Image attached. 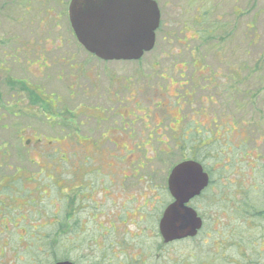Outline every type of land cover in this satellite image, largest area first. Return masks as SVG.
<instances>
[{"label": "flooded vegetation", "instance_id": "obj_1", "mask_svg": "<svg viewBox=\"0 0 264 264\" xmlns=\"http://www.w3.org/2000/svg\"><path fill=\"white\" fill-rule=\"evenodd\" d=\"M151 1L159 13L153 49L136 61H104L78 43L70 21L72 0H0V130H11L17 123H8L10 119L23 115L24 121L29 118L27 122L33 123L15 130L59 129L66 146L71 148L215 146L218 132H227L233 125L234 95L241 91L244 97L247 93L244 71L248 62L205 59L197 54V48L191 49L194 55L190 53L191 59L187 60L162 59L161 52L157 59H143L160 49L164 19L172 20L175 11L181 10L178 0ZM195 13V23L200 26V17L204 19L206 12L197 7ZM184 31L188 33L182 39L184 49L188 47L186 42L202 37L200 32ZM64 35L71 37L77 46L73 47L75 50L66 46L69 38L65 42ZM171 35L166 29L161 37L167 46ZM245 53L248 54V47ZM167 65L170 72L164 70ZM223 65L224 75L220 74ZM155 79L160 81L159 86L153 85ZM58 87L64 89L67 105L63 104ZM220 98L227 99L225 105H219ZM224 106L226 117H221L218 109ZM82 129L87 134H80ZM41 142L42 139L37 140L38 145ZM52 142L59 143L56 139ZM108 158L96 167L101 170L100 177H94L81 160L76 170L73 161H65L70 170L66 174L67 186L59 190L67 214V258L55 257L51 264H189L192 256H182L186 262L172 260L169 248L177 242L191 241L203 231L205 220L199 212L208 204L206 194L216 188L210 172L200 160L201 164L184 160L198 163L207 176V186L186 204L195 211L202 226L193 238L167 243L159 232V223L164 210L173 202L168 190L171 169L165 184L168 202L152 221L150 212L159 196L155 184L146 187L148 192L140 198L125 190L127 181L136 185L146 179L140 173L145 162H140L139 171L134 157L127 161H118L115 156ZM127 163L129 171H121L119 165ZM200 197L202 201L197 202ZM17 199L23 200L16 197L14 202ZM140 199L143 201L139 204ZM150 200L153 202L149 203ZM58 209L56 205L54 215ZM52 220L51 227L58 224L55 218ZM0 227L6 233L10 232L8 227L12 228L7 219H0ZM20 232L23 234L19 237H23L25 232ZM53 232L56 254L58 238L56 230ZM141 238L151 239V245L146 246ZM27 248L25 242L18 246L19 262L26 255L30 258ZM1 252L3 255L4 250Z\"/></svg>", "mask_w": 264, "mask_h": 264}, {"label": "rangeland", "instance_id": "obj_2", "mask_svg": "<svg viewBox=\"0 0 264 264\" xmlns=\"http://www.w3.org/2000/svg\"><path fill=\"white\" fill-rule=\"evenodd\" d=\"M177 2L181 10L175 11L173 18L175 20L164 19L165 27L159 35L160 49L145 55L143 59H157L161 52L162 59L187 60L191 59L190 53L194 55L191 49L197 48V54L203 55L205 59H217L227 63L235 59L248 62V69L244 71L247 93L242 97L240 91L239 95L233 97V126L228 127V134L219 131L217 144L210 148H89L86 146L71 148L66 146V140L61 138L63 135L60 134L59 129L20 132L15 129L33 122H27L29 118L24 121L23 115L17 119L11 118L8 123H17V125L12 126L9 131L0 130V185L8 188L3 189L4 193L15 191L23 200L10 201L9 205L13 211H7L6 200L0 195V219H7L8 224L12 228L15 227V233L20 230L24 218H30L29 211L38 207L39 203L41 204V209L38 210L39 217L42 218L39 222H34L33 226H48L53 222L51 218L46 217L48 215L53 217L50 213H54L57 203H61L58 197L62 192L59 188H66V174L70 171L68 164L65 163L67 160L74 162V170L79 168V160L85 162L86 169H94L91 170L94 177H100L101 170L96 167L100 166L101 161H108V157L115 156L118 161H127L130 157H134L139 163V171L140 164L145 162L140 173L145 175L146 179L136 182V185H131L127 181L125 190L140 198L144 192H148L146 187L155 184L159 196L155 200L157 202L152 200L149 202H153L154 205L149 217V220H152L156 215L158 216V210H162L168 202L165 184L170 168L176 162L194 157L210 172L216 188L206 194L205 199L208 200V204L206 209H201L199 212L205 220L203 231L194 240L171 245L170 257L172 260L177 258L179 262H186L187 260L182 259V256L185 258L192 256L189 264H206V262L213 264L214 261L217 262L214 264H226L225 260L230 258H232L230 264H247L248 259H234L237 257L234 241L247 243L249 240H255L264 229L263 223L252 222L247 214L249 222L247 220L246 223L243 222V217L237 210L240 207L245 208L241 205L248 203L245 201L252 199L253 194L258 191L251 190L254 183L257 185V176L255 170L253 172L252 170L264 162V140H257L259 135H264V0H178ZM197 7H201V10L206 12L204 19L203 16L200 17L202 20L200 26L194 19ZM166 29L172 34L169 46L162 42L161 38L165 35ZM184 29L202 34L201 38L186 42L188 43L186 49L181 47L183 37H188ZM180 31L182 34H179ZM251 36L254 37L252 43L249 42ZM67 38H69L67 47L72 49L77 47L70 36L64 35L65 42L68 41ZM245 47H248L247 55ZM119 67L123 66L117 68ZM164 68L167 72L172 70L170 65ZM161 70L162 68L158 69ZM221 70L220 74H226L225 65ZM153 85L159 86L160 81L155 79ZM258 90H260L259 94ZM58 93L63 98V104L67 105L64 89L58 87ZM226 100L220 98L219 105L220 102L225 105ZM225 109V106L222 110L218 109L221 117H226ZM40 120L44 119L40 118ZM86 132L87 130L82 129L79 133L85 135ZM168 134L169 131L167 136ZM39 139H42L40 145L37 143ZM53 139L59 143L52 142ZM71 156L74 157L73 160L69 159ZM145 158L150 161H145ZM128 165V163L120 164V170L129 171ZM262 183L260 179V184ZM263 197H258L260 198L258 206H262ZM142 201L140 199L138 203ZM42 208L46 211L41 212ZM56 226L54 224L53 228L48 226L40 230L41 234H50L57 229ZM12 228L8 227L10 232L6 233L3 230L5 228L0 227V264H49L50 260L53 261L49 257L32 259L31 255L30 258L26 255L19 262V252L13 248L29 241L31 235L19 237L16 243L11 236ZM22 234L23 232H20L18 236ZM141 241L146 246H150L152 242L151 239L146 238H141ZM254 246L264 251V239L257 238ZM2 250H4L3 255ZM261 251L257 250L255 253L257 256L250 262L251 264H264V253Z\"/></svg>", "mask_w": 264, "mask_h": 264}, {"label": "water", "instance_id": "obj_3", "mask_svg": "<svg viewBox=\"0 0 264 264\" xmlns=\"http://www.w3.org/2000/svg\"><path fill=\"white\" fill-rule=\"evenodd\" d=\"M70 21L88 53L104 61H136L153 49L159 13L151 0H72ZM206 186L207 176L196 162L183 161L171 169L168 190L173 202L159 223L165 242L197 235L202 222L186 204Z\"/></svg>", "mask_w": 264, "mask_h": 264}, {"label": "trees", "instance_id": "obj_4", "mask_svg": "<svg viewBox=\"0 0 264 264\" xmlns=\"http://www.w3.org/2000/svg\"><path fill=\"white\" fill-rule=\"evenodd\" d=\"M253 40H254V37L251 36L250 41L249 40L248 41L250 43H252ZM250 43H249V45H250ZM259 93H260V90H258V94ZM227 130L229 131V128ZM228 131L226 132L227 134H228ZM230 132H232V131H230ZM227 134H226V136H228ZM257 140L258 141L264 140V135H262V136L259 135ZM191 159L194 161H198L201 164V162L197 158H185V159L181 160L180 162H183L184 160H191ZM259 160L257 161V163L259 162ZM180 162H178V163H180ZM178 163L176 162V164H173V166L170 169H172ZM222 168L224 169L225 167H222ZM91 170H94V169H89L88 171L93 172ZM254 170H255V175L257 176V178H256V184L257 185H255V183H254L251 190H258V191L253 194V197H251L252 199L249 198V200L245 201V203L246 202H248V203L241 205V206H245V208L240 207L237 210H238V214H240L241 217H243V222L246 223L247 216H249L250 220L252 222L260 221L261 223L264 224V200L262 201V206H258V204H259L258 199H260L258 197L264 196V190H263L264 189V162L262 165L254 168L252 170V172ZM257 179H258L259 183H258ZM260 179L263 181L262 184H260ZM13 183L15 184V182H13ZM1 189H8V188L0 185V190ZM2 192H3V190L1 191V193ZM1 193H0V195H1ZM61 196L62 195H59V197H58L59 200L61 201V203H57L59 206V210L57 211V213L55 215L53 213H50L51 215H54V216L49 217V215H48V217H46L48 219L55 218L56 220H58V224L56 226L57 229H55L56 230V237L58 238L57 248H56L57 253L56 254H55V249H54V243L52 242V238H53V235L55 233L51 231L50 234H46V235L44 234L43 235V234H41V231H40V230H44V229L48 228V226L51 227V224H48V226H46V225H38V226L35 225V226H33L34 222H39L40 218H42V217H39L40 213L38 211L39 209H41L40 208L41 204L39 203L38 207H35L33 210L29 211L30 212V215H29L30 218L29 219H28V217L26 219L24 217H22L25 219V221L23 222V225L21 226L22 228L20 227L19 229H23V231L25 232L24 236L25 235H31V239L29 241H27L26 244L28 245L27 250L30 251L29 253H30L32 259H34V258L37 259L41 256L42 257H49L53 260L55 259V257L56 258H65V259L67 258L66 249H65V244H66V240H67V225H66L65 221L67 219V214H66V210H65L64 196H63V200H61ZM4 197H7V200L10 202V201H13V199H16L15 197L20 198L21 196L14 191L12 193H9L8 196H2L3 199H4ZM202 199L203 198L200 197L197 200V202L202 201ZM10 206L11 205L7 204L5 206L7 208H5V209L7 211H13V209ZM257 207H259L260 209ZM42 211H46V209L42 208L41 212ZM246 214H247V216H246ZM248 220H249V218H248ZM51 228H53V227H51ZM12 230L13 231H11L12 232L11 236L15 239V242L17 243V238H19V236H18L19 231L17 234L14 232V228H12ZM262 232H264V229L261 231V233L259 235H257L255 240H249L247 243H246V241H242V242L234 241V247L236 248L235 251L237 254V257L234 259H239V260L248 259L247 264L252 262V260H255V258L257 256V255H255V253L257 252V250L259 252L261 250L258 247L254 246V244L257 243V238L261 237L262 239H264V235H262ZM14 233L16 234V236H14ZM179 243H182V242H177V244H179ZM15 249L18 251V246ZM218 249H219V247H218ZM261 252L264 253L263 250ZM221 258H224V257H221ZM230 259L232 260V258H230ZM230 259H226L225 263L230 264V262H229ZM51 263H52V261L50 260L49 264H51ZM210 263L211 262H206V264H210ZM212 263L214 264L217 262L214 261Z\"/></svg>", "mask_w": 264, "mask_h": 264}]
</instances>
